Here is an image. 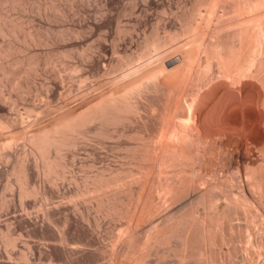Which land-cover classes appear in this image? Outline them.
I'll list each match as a JSON object with an SVG mask.
<instances>
[{
	"label": "rangeland",
	"instance_id": "rangeland-1",
	"mask_svg": "<svg viewBox=\"0 0 264 264\" xmlns=\"http://www.w3.org/2000/svg\"><path fill=\"white\" fill-rule=\"evenodd\" d=\"M212 1L206 0V3ZM193 3L194 0H0V43L10 46L8 53L0 55V64L11 65L15 60H23L24 71L0 78V91L4 88L6 97L16 99L12 115L20 114L28 119L39 112L48 117L59 108L62 110L57 112L75 105L86 95H97L115 86L122 76L131 75L137 71L136 66L154 58L143 54L128 65L129 52L126 53L125 48L141 51L156 26L159 36L162 31L166 32L161 21L167 14L180 30L184 21L178 15L190 10ZM237 18L242 23L253 24L244 14L233 17ZM200 21V14L190 18L192 29L181 32L178 41L189 40L193 44L194 28ZM225 31L226 28L220 33ZM193 54L190 53L188 69L193 66ZM29 60H32L30 64ZM201 62V65L206 63L204 58ZM212 68L218 72L215 65ZM59 76L63 80L57 82ZM51 80L56 82L50 83L55 85V91L48 96L46 85ZM181 80V77L173 80L160 70L153 81L143 77L127 93V101L137 103L139 111H124L120 119L103 115L90 123L59 132L66 139L57 149L44 151L28 135L26 139L18 138L12 155L0 154L4 155L0 162L4 170V175H0V264H264V148L253 142L256 134L241 136V149L233 144V147L220 149L208 141H203L197 151L190 146L186 157L174 159L167 172L160 173L155 156L159 128L174 106L175 96L182 88ZM68 91L73 93L67 95ZM32 101L41 106L29 111ZM1 105L7 107L9 103L1 102ZM22 124L0 117V139L15 125L23 129ZM243 150L245 155L249 150V154L241 162L237 155ZM26 159L36 171L34 180H43L47 195L21 193L25 183L21 180L20 166ZM59 160L65 161L63 169L57 165ZM202 163L208 166L205 173L211 174L214 180L213 187L208 182L205 192L207 200L211 199L210 195L214 199L213 204L207 201L210 203H207V218L223 224L217 230L208 231L210 244H204L195 223L191 222V215H182V209L163 212L170 201L158 196L155 190L173 184L180 188L179 202L192 199L191 192L182 188V184L185 182L187 186L191 180L197 186L194 178L201 175ZM129 169L134 177L127 175ZM62 170L65 176L59 174ZM101 172L107 176L117 174L119 183L96 193L92 188ZM144 183L150 193L143 197L142 218L133 222L125 210L119 209L135 208L137 196L144 192ZM195 185L189 187L193 189L191 186ZM243 203L245 208L241 206ZM47 213L52 219L51 227L46 226ZM66 215L71 217L68 216L65 223ZM187 225L188 241L185 243L182 239ZM54 231L64 233V240L59 241ZM222 232L224 237L220 236ZM7 235L15 239V245L5 242ZM204 246L207 248L205 256ZM21 251L26 257H22Z\"/></svg>",
	"mask_w": 264,
	"mask_h": 264
},
{
	"label": "bare ground",
	"instance_id": "bare-ground-1",
	"mask_svg": "<svg viewBox=\"0 0 264 264\" xmlns=\"http://www.w3.org/2000/svg\"><path fill=\"white\" fill-rule=\"evenodd\" d=\"M198 14L201 15V21L200 23H198V25L195 28L193 27L195 31V36H194L195 42L192 44V42L189 43V40L178 41L181 32L189 31L190 29H192V25L189 22V20L190 18ZM239 14H244L245 18L253 21V24L251 25V24L242 23L241 19L239 18L233 19V17H236ZM178 16L179 19L181 18L184 21L182 23V26L180 27V30H177V27L172 22L173 18L171 15L169 14L164 15L161 23L163 27L166 28V32L162 31L163 33L161 34V36H159L158 26H156L152 28L150 35L146 39V42L143 45L141 51H134L129 48H125L124 50L126 53L129 52L127 53L128 65L132 64V61L136 57L143 54L153 55L154 58L151 61H149L146 64H141L136 66L135 69H137V71L134 70L135 72L134 71L131 72L132 73L131 75L122 76L119 83L108 89L107 87H105L107 90H105L103 93L97 95L94 94L90 96L86 95L82 99L80 98L81 100L77 102L75 105H69V107L66 106L67 108L65 110L61 112H57L60 109L59 108L58 110H56V112H54V114L51 113V115L49 114L48 117L46 116L47 118L45 117V115H41L39 112L38 113L34 112L33 113L34 115L32 116L31 114V117L28 119L27 118L25 119L20 114L12 115L13 111L15 110L16 99L15 98L10 99L9 97H6L5 96L6 92L4 88H1L4 90V91L2 90L3 92L0 91L1 119L11 120L13 122H16V124L18 125L20 123H23L22 124L23 129H20L18 125H15L14 127H12V130H7L3 134V137H1L0 139V154H4L6 155V157L12 155L13 154L12 148L17 145L18 138L21 137L22 139L23 138L26 139L28 135L31 136V139L34 142V144L38 148L44 151L49 150L50 148L57 149L59 148V146H61L62 143L65 142L66 139V136L64 134L62 135L59 134V132H63L79 124L90 123L94 119L102 117L103 115H106L107 118L110 119H120L122 117V112L124 111L127 110L139 111V106L137 105V103L127 101V93L129 92L131 87L136 83H138V81H140V79L143 77L151 78L153 81L160 70H164L167 76L171 77V79L173 80L179 77L182 78L181 80L182 88L179 89L180 91L177 92V94L175 93L176 96H175V100L173 101L174 108L172 107V110L171 111L169 110L170 112L167 111L168 112L167 115L164 116L165 122L159 128L160 138L158 139L157 142V147H156L157 149L155 152V156H156V162L159 166L160 173L162 172L165 174L167 172V167L169 166V163L174 159H180L186 157L190 153V149H189L190 146L196 149L197 151L203 141L204 142L208 141L209 144H216V146H219L220 149L222 147L223 149L228 148L232 146V144L234 145V147H236V149L237 148L241 149L243 147L241 136L243 135L245 136V134L247 135L254 133L256 135L252 138L253 142L255 143V145L260 144L263 149L264 148V0H213L210 4L206 3V0H194L193 6L190 7V10ZM224 28H226L227 31H225L224 33H220V30ZM194 38H192V40ZM9 51H10L9 45L0 43V55H3L4 53H8ZM191 52L194 53L193 66L190 69H188L187 65L190 61L189 58ZM202 58H204L206 62L204 65H201ZM105 60L106 59H104V61ZM212 60L214 63H212ZM28 62L30 64L32 60H29ZM22 64H23L22 59L13 61L11 65L0 64V68L2 70L0 72L1 74L0 78L4 79L5 76H7L6 74L20 73V71L23 70ZM107 64H109V62ZM212 64L216 66L218 72L214 71V69L212 68L213 66ZM62 80L63 78L59 76L57 82ZM52 82L56 84V82L53 80L47 81L46 92L48 93V96L50 95L52 96V94H54L55 91V87H53L55 85L52 86L50 84ZM68 89L65 88V90ZM59 93L61 94V92ZM66 93L67 92H65L64 96H66ZM70 93L73 92H69L67 95H71ZM35 101L38 102L37 100ZM1 102H6V104L8 102L9 105L7 107L2 106ZM36 102L34 101L30 102L32 108H29V111L35 108H39L41 106L39 105L40 103H36ZM231 136H236V137L235 139L231 140L230 139ZM244 138H246V136ZM244 141L246 142V140ZM72 142L74 143L75 141L73 140ZM249 143H251V141H249ZM244 147H246V145ZM244 152H245L244 150L240 151L239 154L237 155L239 156L238 159H240L241 162H243L246 159V155L249 154V150H247L246 155ZM4 155L1 156L3 157ZM1 156H0V162L3 160ZM248 159H250V157H248ZM262 159H264V157ZM237 161L239 162V160ZM248 161L246 163H248ZM9 162H10V158H9ZM260 162H262L263 164V161H261V159ZM31 163L29 162L28 159H26L23 163H21L20 166L21 180L23 181V183H25V186L21 188V193L39 194V192H41L43 194H46L43 180H38V181L34 180V174L36 171H34L33 165H31ZM57 165L61 167V169H63V167L65 166V161L59 160L57 161ZM239 166L240 165L238 163L237 168H239ZM200 167H201L200 168L201 175L194 178L197 186L191 183L190 182L191 180L188 181L190 184L187 186L185 185V182H183L182 184L183 185L182 188L189 189V191L192 194V199H188V201H183L184 200L183 199L182 202L181 201L179 202L178 199L181 198L178 196L180 192L179 191L180 188H178V186L173 184L172 185L165 184L160 187H156L155 190L158 196H163L164 200L169 199L170 201L169 202L170 204L169 203L166 204L163 212L167 214L169 212L179 211L180 209H182L181 211L182 215H191L192 216L191 222L195 223L200 236H202L203 238L204 244L206 243L210 244L209 241L207 242L208 231L210 232L211 229L217 230V228L221 227V225L223 224H221L222 221L220 220L215 221L216 219H213L215 222H212L209 218H207L206 215V210H208L207 205L210 203L213 204L214 202L212 201H214V199L210 195L211 199L207 200L206 196L208 194L206 195L205 192L208 191L207 185L214 180H212L211 174L210 175L208 174L209 175L208 176L205 173L208 167L206 166V164L202 163ZM213 169L210 168L209 170H213ZM39 172H41V170H39ZM3 173L4 170L0 167V175H2ZM204 173L206 174V176H204ZM213 173L214 172H212V174ZM59 174L61 176H65L66 173L64 170H62L59 172ZM215 174L216 176L218 175L216 172ZM127 175L129 177H134V173L132 169H129L127 171ZM209 177L211 178L210 179L211 181L207 180V178ZM217 178L219 177H216V179ZM217 181L215 182L217 183ZM118 183H119V176L117 174L113 176H107L103 172H101L96 178V184L92 188V191L96 193H100L108 188L117 185ZM29 184L30 187L28 186ZM191 184L195 185L197 188L194 189L195 186H191L192 188L194 187L193 188L194 190L191 189L189 187ZM217 184H214L215 187L217 186ZM210 187H213L212 183L210 184ZM143 188H144V192L137 196V203L134 209L132 210L128 208L119 209V210H125V212H127L133 218V222H136L142 216L144 212L142 209V206L144 205L142 202L143 197L146 194L150 193L149 187H147L145 183L143 184ZM77 193L78 194L82 193V191H78ZM46 197L47 196H45V198ZM49 197L51 196L49 195ZM210 200L211 202L208 203ZM174 201L176 202L174 203ZM6 205L8 207L9 203H6ZM245 205L246 204L243 203L241 206L245 208ZM40 212L42 213V211ZM45 215H46L45 217L46 226L47 227L53 226L52 219L49 213ZM68 216L67 215L65 216L64 219L65 223L69 220V217H71ZM184 223H186V221H183V224ZM188 229H189V225L186 226L185 230L182 229L184 230L183 232L185 234L182 240H184L185 243L188 241L187 240ZM221 230L223 231V229ZM166 231H168V229H166ZM54 233H56V238L59 241L64 240V236H63L64 233L60 231H56V232L54 231ZM224 234L222 232L220 236L224 237L222 236ZM180 235L182 234L180 233ZM189 235L192 236L193 234L189 233ZM5 242L7 244H11L12 246L15 245V239L8 235L5 236ZM30 246L32 245L30 244ZM205 246L202 248L203 255L207 253L206 252L207 248ZM21 255L22 257H26V253L24 251H21ZM17 260H19L18 257ZM4 262H6V260ZM12 262L13 261H11V263Z\"/></svg>",
	"mask_w": 264,
	"mask_h": 264
}]
</instances>
